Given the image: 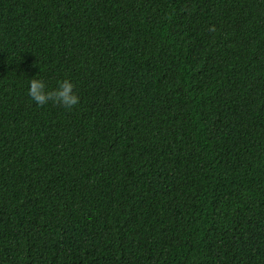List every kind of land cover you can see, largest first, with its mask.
I'll list each match as a JSON object with an SVG mask.
<instances>
[{"label": "trees", "instance_id": "trees-1", "mask_svg": "<svg viewBox=\"0 0 264 264\" xmlns=\"http://www.w3.org/2000/svg\"><path fill=\"white\" fill-rule=\"evenodd\" d=\"M0 264H264V0H0Z\"/></svg>", "mask_w": 264, "mask_h": 264}, {"label": "clouds", "instance_id": "clouds-1", "mask_svg": "<svg viewBox=\"0 0 264 264\" xmlns=\"http://www.w3.org/2000/svg\"><path fill=\"white\" fill-rule=\"evenodd\" d=\"M74 84L69 79L57 81V86L48 90L44 79L34 76L28 81L27 94L38 106H44L49 102L62 106L65 110H71L79 103V97L75 93Z\"/></svg>", "mask_w": 264, "mask_h": 264}]
</instances>
